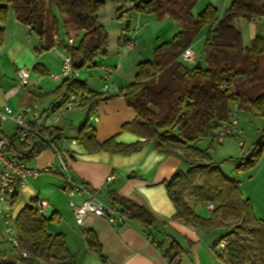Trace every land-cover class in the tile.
Returning a JSON list of instances; mask_svg holds the SVG:
<instances>
[{"label": "trees", "instance_id": "1", "mask_svg": "<svg viewBox=\"0 0 264 264\" xmlns=\"http://www.w3.org/2000/svg\"><path fill=\"white\" fill-rule=\"evenodd\" d=\"M106 1L115 5L119 18L130 10L155 15L159 20L167 18L178 24L180 30L157 46L151 59L138 63L133 83L116 94L91 91L85 82L69 77L47 96L57 100L70 94L84 96L81 108L87 117L77 140L87 151L130 154L152 144L159 153L179 157L188 170L177 172L166 182L176 217L204 232H223L222 239L227 240L225 249L213 250L226 264H264V219L255 217L239 183L222 172L209 149L196 146L211 137L213 147L215 132L230 119L234 107L264 118V35H257L246 47L235 24L240 18H264V0H233L223 17L212 4L196 15L194 9L199 0H0V23L7 21L12 10L17 20L40 38V53L62 46L72 62L82 60L81 67L96 66V59L107 55L110 42L100 20ZM130 26L128 23L127 31ZM61 27L69 40L72 27L81 35L79 40L75 44L66 42L61 38ZM203 31L199 57L202 67L194 69V64L182 59L183 53L192 48ZM3 42L4 28L0 26V44ZM74 69L77 67L73 66ZM114 96H124L136 113L135 119L125 123L121 131L131 132L143 141L122 144L114 137L105 142L98 140L91 118L101 102ZM261 134L264 147V125ZM47 147L34 144L24 159L39 156ZM253 148L251 159L246 161L244 154L236 169L257 163L260 146L254 144ZM190 201L197 205L214 204L216 208L205 218L196 213ZM111 206L127 219L140 221L145 228L156 223L145 207L115 193L111 194ZM47 222V218L38 215L37 200L28 204L15 219L19 247H13L10 254L0 252V264H71L73 255L65 235L48 234ZM88 243L101 254L96 235L90 233ZM179 249L173 242L164 252L170 264H181Z\"/></svg>", "mask_w": 264, "mask_h": 264}, {"label": "crops", "instance_id": "2", "mask_svg": "<svg viewBox=\"0 0 264 264\" xmlns=\"http://www.w3.org/2000/svg\"><path fill=\"white\" fill-rule=\"evenodd\" d=\"M211 2L207 0L202 8L198 7L199 0L194 13L197 15L205 6L212 4ZM105 5L106 2L102 8ZM227 10L226 7L223 15ZM0 26L4 28V42L0 44V108L8 105L18 111L22 106L34 102L47 108L57 102L55 97L47 95L55 91L63 81L54 78L55 74L62 70L61 60L57 63L46 60L44 53L48 51H38L40 38L29 27L20 23L12 10L7 21L0 23ZM171 30L175 35L180 27L178 24L172 25ZM67 38L66 42L69 44L76 43L72 38L69 40V35ZM133 38L134 36H127L122 40L120 37L119 47L123 54L131 52L126 48L129 44L135 46L132 51L136 50ZM170 39L157 37L152 49ZM191 50L193 51V48ZM199 57L194 52V62ZM112 62L108 61V65L114 70L111 84L119 91L124 90L133 83L136 73L132 76L121 58L113 65ZM121 63L125 66V73H128L126 77L114 75L115 69L117 70ZM95 64L98 66L97 62ZM21 68L30 72L29 83L21 91L12 93V88L18 85L17 72ZM83 82L89 90L103 93V89L95 90L87 80ZM86 117V111L76 107L67 111L59 123L54 135V146L60 151L62 161L75 179L83 183L87 190L100 200L111 205L112 193L125 197L150 211L156 223L145 228L140 221L127 219L126 224L116 227L105 217L88 214L84 226H79L63 187L66 171L54 148L47 147L39 156L28 160L33 168L39 170V174L29 177L27 185L12 201L11 218L14 226L16 217L28 204L33 200H37V204L45 200L48 206L44 214L38 215L48 219V234L65 235L73 255L71 264H170L164 252L173 242L180 247L181 264H226L213 250H218L223 232L212 236L211 233L215 231L209 233L195 229L176 217V209L168 196L166 182L177 172H186V164L177 156L159 153L152 144H146L139 151L130 154L104 150L87 151L77 140L79 129ZM135 117V111L127 105L124 96H114L98 105L91 118V125L96 129L100 142L114 137L118 143L132 144L144 139L131 132H123L121 128L125 123L132 122ZM11 127L13 134L15 126L12 124ZM2 131L5 133L4 127ZM244 153L242 149L240 156ZM110 177L112 178L109 179ZM86 197L87 194L77 196L75 201L81 203ZM190 204L200 216L210 217L209 206L197 205L192 201ZM90 233L98 238L101 254L90 248Z\"/></svg>", "mask_w": 264, "mask_h": 264}, {"label": "rangeland", "instance_id": "3", "mask_svg": "<svg viewBox=\"0 0 264 264\" xmlns=\"http://www.w3.org/2000/svg\"><path fill=\"white\" fill-rule=\"evenodd\" d=\"M206 1L207 0H200L198 7L203 8ZM209 1H212V5L218 8L219 16H222L224 9H226V7L229 9L233 2V0ZM100 20L109 34L110 42L108 54L96 59L95 63L97 62L98 66L87 64L72 70L69 74V77H75L83 81L87 80L91 87L97 91L103 89L102 72L99 65H108V61H113V65V63L121 58L125 62L129 72L134 76L137 71V64L152 58L154 40H157V37H163L164 39L167 37L172 38L174 34H172L171 26L176 25L175 22L167 18L159 20L155 15L140 14L130 10L125 13L122 18H119L115 5L109 1H106V5L100 10ZM128 23L131 25L130 31H127ZM235 24L242 35L243 44L246 47L250 46L254 37L257 35H264V18L253 21L240 18L235 21ZM70 31L69 34L72 35V37L74 36L71 38L77 42L81 35L76 34L72 27H70ZM60 34L61 38L68 40L63 27H61ZM127 36H134L135 39L133 38V41L136 44V50H131V52L123 54L122 49L119 47V39L121 37L122 40H124ZM203 42L204 31L198 35L192 45L193 51L197 56L201 55ZM44 54L46 60H49L51 63H57L61 60L62 65L65 60L64 56L67 55L62 46H56ZM196 62H194V64ZM60 73L61 71L55 75H59ZM116 74H119L121 77L128 76L127 71L125 73V66L122 63L118 66L117 70L115 69L114 75ZM239 122L240 126L243 128L244 134L239 135L237 138L227 137L222 143L221 141L215 140L213 147H211L212 138L207 137L199 141L197 147L200 149H209L212 160L219 164L222 172L239 183L241 193L246 200H249L255 217L264 219V147L259 145L261 154L254 166L242 170L236 169L241 158L240 151L244 149V154L250 152L253 145L256 144L261 136L264 118L253 111L241 110L239 113ZM11 125L12 124L8 122L4 126L5 133L8 136L13 132ZM241 143L245 144V146ZM215 208L216 205H214L213 208H209L210 213H212ZM217 232L221 231L216 230L214 233H211L212 236L217 235ZM12 248L13 245L10 242V235L7 233L6 227L0 223V252L10 254ZM217 248L218 251L221 250L220 245H218Z\"/></svg>", "mask_w": 264, "mask_h": 264}, {"label": "built area", "instance_id": "4", "mask_svg": "<svg viewBox=\"0 0 264 264\" xmlns=\"http://www.w3.org/2000/svg\"><path fill=\"white\" fill-rule=\"evenodd\" d=\"M134 47V44L126 46L128 51L133 50ZM193 57L194 52L191 48L183 53V58L188 63L194 62ZM72 69V59L67 55L65 56L61 73L54 76V78L63 80L69 78ZM100 70L102 72L103 93L105 95L118 93L119 90L111 84L113 68L108 65H100ZM17 76L18 85L12 88V93H17L28 85L30 72L21 68L18 70ZM83 99L84 96L82 94H70L52 103L47 108H43L40 103L35 102L22 106L18 111L8 105L0 108V223L6 227L7 233L10 235V242L15 248L19 247V242L11 218V206L14 198L27 185L28 178L39 174V170L33 168L30 162L24 159L36 143L54 148L60 159L61 165L66 171L63 187L68 195L69 205L75 213L76 222L79 226H84L85 217L88 214L105 217L116 227H121L127 222L126 216L121 214L119 210L97 198L87 190L83 183L75 179L62 161L60 151L54 146V135L57 133L63 116L67 111L81 107L84 102ZM239 113L240 110L237 107L232 109L230 119L222 123L215 132L214 137L216 140L222 142L227 137L237 138L244 133L243 128L240 126ZM8 122L15 126L14 133L9 136L2 131V128ZM84 194H87V197L81 203H77L75 198ZM47 206V201L41 200L37 204L38 213L44 214ZM213 207V204L209 205V208ZM218 245H220L221 252L225 249L227 240H220Z\"/></svg>", "mask_w": 264, "mask_h": 264}, {"label": "water", "instance_id": "5", "mask_svg": "<svg viewBox=\"0 0 264 264\" xmlns=\"http://www.w3.org/2000/svg\"><path fill=\"white\" fill-rule=\"evenodd\" d=\"M82 63H83L82 60L74 61V62H73V66L79 68V67L82 66ZM201 67H202V62H201V60H198V61L194 64V66H193L194 69H199V68H201ZM55 137H57V135H56ZM262 143H263V135L261 134V136H260L259 139L257 140L256 144H257V145H262ZM255 149H256V147H254L252 151H254ZM252 151H250V152H248V153L246 154V161H249V160L251 159Z\"/></svg>", "mask_w": 264, "mask_h": 264}]
</instances>
